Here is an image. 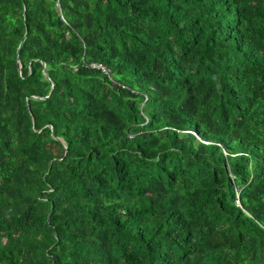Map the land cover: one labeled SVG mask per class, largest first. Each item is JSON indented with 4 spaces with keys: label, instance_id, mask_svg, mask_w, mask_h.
<instances>
[{
    "label": "trees",
    "instance_id": "1",
    "mask_svg": "<svg viewBox=\"0 0 264 264\" xmlns=\"http://www.w3.org/2000/svg\"><path fill=\"white\" fill-rule=\"evenodd\" d=\"M0 264H264V0H0Z\"/></svg>",
    "mask_w": 264,
    "mask_h": 264
},
{
    "label": "built area",
    "instance_id": "2",
    "mask_svg": "<svg viewBox=\"0 0 264 264\" xmlns=\"http://www.w3.org/2000/svg\"><path fill=\"white\" fill-rule=\"evenodd\" d=\"M93 67H94V68H101L102 70H105V71H106V68L103 67V66H101V65H99V66L93 65Z\"/></svg>",
    "mask_w": 264,
    "mask_h": 264
}]
</instances>
